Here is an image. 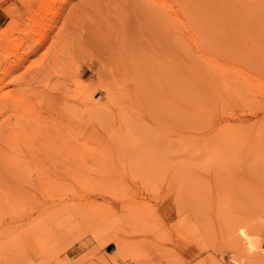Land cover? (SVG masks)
Instances as JSON below:
<instances>
[{
  "label": "rangeland",
  "instance_id": "obj_1",
  "mask_svg": "<svg viewBox=\"0 0 264 264\" xmlns=\"http://www.w3.org/2000/svg\"><path fill=\"white\" fill-rule=\"evenodd\" d=\"M2 45L0 264H264V0H0Z\"/></svg>",
  "mask_w": 264,
  "mask_h": 264
},
{
  "label": "bare ground",
  "instance_id": "obj_2",
  "mask_svg": "<svg viewBox=\"0 0 264 264\" xmlns=\"http://www.w3.org/2000/svg\"><path fill=\"white\" fill-rule=\"evenodd\" d=\"M30 39H32L31 38V36H30ZM44 39V38H43ZM43 39H41L40 40V43H41V41H44ZM43 43V42H42ZM41 43V44H42ZM11 44V43H10ZM22 44V43H21ZM41 44H39V46L41 45ZM44 44V43H43ZM42 44V45H43ZM8 45V44H7ZM35 45V44H34ZM3 46V45H2ZM1 46V47H2ZM5 46V45H4ZM0 47V60H2L3 62H4V56L6 57L7 55H4L3 56V54H5V53H3L2 54V52L4 51L5 52V47ZM12 46V45H11ZM14 46H16V45H14ZM17 46H19L20 47V45H17ZM16 46V47H17ZM22 46V45H21ZM7 47V46H6ZM16 47H15V49H16ZM18 49V48H17ZM20 49V48H19ZM22 49V48H21ZM35 49H36V47H34L33 48V46H32V49L30 50V48H29V51H30V53H32L33 51H35ZM8 50V49H7ZM14 50V49H13ZM23 50V49H22ZM26 50H28V49H26ZM10 51V53H11V50H9ZM24 51H25V49H24ZM24 51H22V52H24ZM15 52V51H14ZM13 51H12V53L11 54H13L14 53ZM18 52V51H17ZM29 53V54H30ZM15 54H16V52H15ZM22 54V53H21ZM23 54H25V56H27V54L28 53H23ZM28 54V55H29ZM14 56V55H13ZM16 56H17V54H16ZM20 56H22V55H20ZM19 55L16 57L17 59H16V62H15V60H14V62H13V64H14V69L15 68H17L18 69V67L20 66V63H21V61H23L24 60V58H25V56H22V57H20ZM20 57V58H19ZM6 59H7V57H6ZM8 60V59H7ZM3 65V64H2ZM1 65V66H2ZM0 66V67H1ZM10 66V65H9ZM7 68V67H6ZM10 71H7L6 73H4V75L6 76L8 73H9ZM3 75V74H2ZM1 75V76H2ZM1 78V80H2V83H3V77H0ZM5 78V77H4ZM18 80H20V78H17ZM17 81V80H16ZM1 85V84H0ZM3 87V86H2ZM16 96V95H15ZM18 96V95H17ZM5 97V96H4ZM24 99L25 98H23V100H22V97H14V98H12V99H10V100H8V101H6V103L5 104H8L9 105V109L11 108H13V106L15 107V110L17 111V109L18 108H23V109H26L27 108V103L24 101ZM0 104H4V103H0ZM5 104L3 105V106H5ZM10 106H12V107H10ZM8 107V106H7ZM6 106L4 107V109L5 108H7ZM28 109V108H27ZM26 109V110H27ZM33 109H34V107H32V111H33ZM13 110V109H12ZM19 110V109H18ZM30 110V109H29ZM14 111V110H13ZM20 111V110H19ZM19 111H17V112H19ZM24 111V110H23ZM15 112V111H14ZM13 114V113H12ZM15 115V114H14ZM18 116H19V113H18ZM27 116H28V113H27ZM32 116V115H31ZM35 116H36V114H35ZM33 117L34 116H32V119H33ZM30 119H31V117H29ZM34 118H36V117H34ZM17 118H15V120H16ZM29 119V120H30ZM31 119V120H32ZM16 127L18 128V129H13L12 130V133H11V136L12 137H17V138H20L21 139V141H23L24 143H25V145L26 144H29L31 141H32V139L34 138V134H31V131L29 130V126L28 125H26V123L24 124V123H22V122H20V119L18 120V122H16ZM32 129H36V128H32ZM38 130V129H37ZM39 131V130H38ZM0 134H1V136H2V134H3V130L1 131V129H0ZM40 132V131H39ZM40 134H41V132H40ZM43 134H44V132H43ZM42 135V134H41ZM10 138H8V140H9ZM46 140H47V142L49 141V135L47 134V133H45L44 134V136H43V138L40 140V143L38 144V149H41L40 148V146L42 145L44 148V150H45V147H48V145L46 146ZM56 143H52V147H56ZM2 153H4V150H2V149H0V154H2ZM21 159H25V157L23 156ZM26 160V159H25ZM7 194L8 193H3V195H2V197L3 196H7ZM7 202V201H6ZM10 204V202H7L6 204ZM8 204V205H9ZM11 205V204H10ZM241 237L243 238V239H245V240H247L248 239V237H247V234L246 233H244V232H241ZM241 238V239H242ZM256 260H258L257 258H256ZM256 260H254V259H251V262H252V264H262L261 262H258V261H256Z\"/></svg>",
  "mask_w": 264,
  "mask_h": 264
}]
</instances>
